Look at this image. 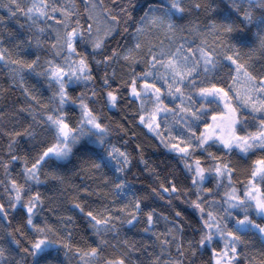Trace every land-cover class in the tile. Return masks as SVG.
I'll return each instance as SVG.
<instances>
[{"label": "snow or ice", "instance_id": "snow-or-ice-1", "mask_svg": "<svg viewBox=\"0 0 264 264\" xmlns=\"http://www.w3.org/2000/svg\"><path fill=\"white\" fill-rule=\"evenodd\" d=\"M2 7L0 28L18 27L0 32V63L26 106L0 110L13 124L0 125V264H264V0ZM139 135L172 164L161 178L136 143L149 181L136 188L127 149ZM82 160L107 192L100 207L65 209L83 221L76 241L46 192L91 196L69 181ZM174 201L187 208L173 214Z\"/></svg>", "mask_w": 264, "mask_h": 264}, {"label": "trees", "instance_id": "trees-1", "mask_svg": "<svg viewBox=\"0 0 264 264\" xmlns=\"http://www.w3.org/2000/svg\"><path fill=\"white\" fill-rule=\"evenodd\" d=\"M65 2H74L80 4L81 0H65ZM150 2H157V0H150ZM194 2L195 0H185V3L189 5L193 4ZM212 2L214 4L220 5V7L223 8L225 6L226 0H212ZM5 3H7V0H0V15H6V12L2 7ZM196 15H199L201 18H203L205 13L203 11L199 13L193 12V16ZM20 22L23 23V20L21 19ZM16 27H18V25L16 21L13 20L10 22L7 29L0 28V32L5 33V40H7V31L13 30ZM209 41H211V37H209ZM5 46L11 47V44H6ZM255 58L259 59V55L257 54ZM8 77V69L2 63H0V110H3L4 113L11 117L15 109L26 105L23 103L25 98L22 95V90H20L15 85H12ZM33 83L34 81H27L29 87H31ZM126 111H128V109L125 108L123 104H121L120 108L113 109L111 113L106 114L111 120L113 127H116V125L122 121L123 114ZM25 115H27V113H25ZM0 125H4L8 128L13 126L11 119L5 120L2 117H0ZM23 126L24 122H21V125L17 126V130H21ZM129 136H131V132H129ZM113 142H116L115 134L113 137ZM136 143H141L143 145L144 155L149 165L157 169V172H159L161 178H163V176L166 175L170 170L169 168H165V163H168L171 166L172 162L165 160L162 155L165 150L162 146L157 147L158 142H153L148 137L139 135V139L134 141L133 145L127 149L131 153L132 157V167L131 172L128 174V179L130 183H132L136 188H141L142 186H147L149 181L145 179L148 173L143 171L144 165L139 163V153L133 152V148L135 147ZM0 148H6V138L0 139ZM233 160L235 161V157H233ZM239 163L240 166L243 167V162ZM77 167L81 169V171L75 172L74 174H69L70 184L73 186L87 185L88 191L92 193L91 196H89L87 192L79 191L78 187H68L67 184L64 186L65 190L63 191V195L60 194L59 189L55 194L46 192V195L53 196V203L51 207L57 209L60 215L64 217L71 215L73 217L72 227L74 229V239L76 241H82L87 239V234L83 231V221L80 218L78 210L73 213L70 211H65V209H70L73 202H81L82 205L90 204L92 207H100L101 202H103L105 199V193L107 192V189L101 187L102 178L100 177L99 173L93 174L88 171L89 166L86 161L82 160L78 162ZM2 175L3 172L0 170V176ZM13 175H15V171H13ZM107 199L111 200L113 197L108 196ZM165 203L166 201H159L157 198L158 205H163ZM174 203L178 204L179 207L172 210L173 214L176 210L187 208V205L180 204L179 201H174ZM160 211L161 208L157 206V212ZM168 211L169 209L165 208L164 214H167ZM52 219L55 220L56 216H52ZM159 228H163V221L160 222ZM129 235L131 236V233H129ZM136 239L139 240V237H136ZM251 243L255 245V249H259L260 243L258 239H254Z\"/></svg>", "mask_w": 264, "mask_h": 264}]
</instances>
